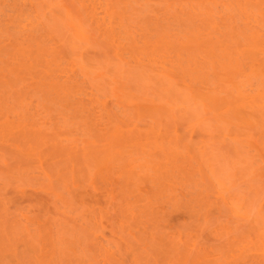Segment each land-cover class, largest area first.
I'll list each match as a JSON object with an SVG mask.
<instances>
[{
	"label": "rangeland",
	"instance_id": "1",
	"mask_svg": "<svg viewBox=\"0 0 264 264\" xmlns=\"http://www.w3.org/2000/svg\"><path fill=\"white\" fill-rule=\"evenodd\" d=\"M88 1L21 0V4L18 3L19 6H17L20 10L19 15L23 14L21 17L23 20L27 16L25 14L28 13V11L24 10L31 8L36 11H34L36 14L38 13L39 17L36 14L32 15L34 13L33 10L28 15L30 14L34 18L38 17V21L43 20L45 22V24L41 22L39 25H44L43 29L53 38L46 37V32L42 30V27L39 25L37 27V23H35L37 20L30 16H27V19H30L22 21V24L25 21L35 20H32L34 25L36 24L37 29L39 27L41 29H38L39 32L36 31L37 35L39 34V37L37 36L38 40L43 37L44 41L45 39L48 40H46L48 43L45 41L46 45H50L48 47L53 48L52 46H54L53 49L58 47L55 50L60 62H67L68 66H71L72 64L69 63L74 61L72 63L76 66L71 67V69L69 68V70L65 65L66 63L64 64L65 67L60 63L62 65L60 68H67L66 70L68 71L64 69L67 74H65L66 72L63 74V72H60L63 68L59 69L60 71L56 70L54 75L57 76L58 74L55 73L58 72L61 75L59 74L55 80L58 81L59 79L61 81L62 79H66L64 75L72 77L71 79H78V74L80 73L81 82L78 79V82L76 81L78 83L77 86L72 88L73 90L71 89L69 93L72 94L69 95V98L63 100L67 101L69 99L74 102L68 101L65 105H62L63 101L54 98L55 103L56 101H60V105L58 103L59 106L56 105L57 103L54 104V100H50L54 97V94H51L53 90L46 89L45 86L40 87L37 83L38 77L37 79L34 78L43 74L42 72L40 73L41 68L35 66L31 70H27L28 72L25 69H21L22 73L13 70L17 67L16 65L14 66L15 63H13L14 60L9 55V51L13 50L11 46L15 45L17 43L16 40L19 41L21 36L17 33L15 34V32L13 33L16 30L13 28L14 24L10 23L8 15H6L8 21L5 19V15H0V19H5V21L4 19L3 21L0 20L2 24L5 22L4 25L0 24V28L4 31L2 32L0 29V33L2 32V35H5L4 37L8 35L6 33L7 29H9L8 26H10L8 24L12 25L10 26V31L12 32L8 30L11 33L9 37L12 38L8 39L7 36V39H3L4 37L0 36V51L4 50L3 54H0V58L4 56L0 59V73L6 74L5 76L8 80L10 77V81H7L5 76L1 73L4 76L1 77L0 74V87L2 88V90L0 88V94L3 95L0 96V99L4 102L2 103L6 107L9 117H21L20 119L26 120L25 122L29 123L30 126H36L33 128L40 131L39 136L43 137L42 141H36V139L34 141L39 144L42 143L40 145L41 148L35 143L38 145L37 148H39H36V152L30 149V152L28 149H25L27 152H22L20 150L23 145L20 148L19 145V147L7 145L0 141L1 224L2 221H5L2 224L4 228L0 227V264H264V163H262V160L264 162V128H261L264 127V80H262L261 84H258L253 79L252 82L254 84L251 83V85L244 86V91L247 90L245 93L248 96L250 95L245 99L246 101L234 98L231 95L229 97L223 91L222 94L221 90L219 91L221 88L217 87L216 84L204 83L203 81H200V83L198 81H190L174 65V53L156 49L157 47H153L152 45L140 46V49H136L134 52L127 49L126 45H122L124 42H116V44L115 42H111L113 39L108 40L107 36H105L106 34H104L106 31H103L104 29L96 23L98 19L105 20L106 22L110 21L109 25L112 30H108L109 32L112 31L116 35L120 33V35L127 36L130 34L129 37H140V31H143L141 35L143 33L147 35L146 33L151 31L153 25L157 23V18H159L158 21L161 20L160 22L164 23V26L173 27L172 31L185 34L189 30V25H185V22H183L179 26L173 21L174 17L176 14L181 13L183 16V13H187L186 11L189 13L191 9H198L197 4L199 0H183V2L176 0L177 3L175 0H95L94 3V0ZM188 1L191 3V6H189L190 3L187 4ZM207 1L209 2L210 0ZM207 1L206 7L208 5ZM219 2H223V0H217L215 7L218 9L220 8ZM88 3H91V7L93 5V11L95 9V12H93L95 15L93 16H95L96 20H91L93 16L89 14L90 9L88 10V8L91 7ZM171 5L176 6L174 8ZM21 6L25 7V9ZM162 8L164 9L163 11ZM69 12H73L71 14L76 13V15L69 16ZM156 15L157 18H154ZM68 16L69 20L71 16H76L78 20L73 19L71 23L67 20L68 24L66 22ZM150 16L151 18L149 19ZM202 17L199 16L197 17L198 19L193 17L195 20H198L195 22L196 26L200 25L199 19H202ZM93 21H95V24L93 23L92 25ZM111 21L114 22L111 23ZM73 22L82 26L80 27L82 28V32L86 31L92 36L86 38L88 33L85 32L83 35L86 36H83V38L82 36H78L77 32H72L76 31L73 26H69L70 24L73 25ZM99 22L102 21L100 20ZM25 23L28 24V22ZM27 24L26 26L28 27L30 23ZM6 25H8L7 28H4ZM140 26L143 27L140 28ZM27 27H24L25 29L22 33L29 31ZM164 28L167 29L166 27ZM115 29L119 31L117 32ZM128 30L130 33H127ZM136 31L139 36H137ZM168 31L170 32V30ZM172 31L171 33H174ZM12 34L16 35L18 39L16 36H12ZM73 34L77 35L78 38L80 37V39L77 40L75 37H72L74 36ZM40 35L44 36L40 37ZM14 38L15 44L13 43ZM43 38L40 39L42 42H44ZM85 38L88 40L85 41ZM1 39L5 40L6 43L1 41ZM7 40H9V45L7 44ZM6 45L7 47H5ZM148 46L149 48L153 47V50L147 48ZM145 47L148 49L146 50L148 51L145 53L146 55L143 54ZM109 48L112 54L108 53ZM141 48H144V52H142ZM60 49L62 51L65 50L66 55L72 54L66 57L64 52L59 51ZM6 50H9L7 54H5ZM127 51L130 52V56L127 54ZM59 52L63 55L62 57L58 54ZM147 53L153 54V56L156 54L160 57L155 56L158 58L156 59L153 56L147 55ZM163 54L165 55L163 56ZM8 56L11 57L10 60ZM172 56L173 59H171ZM63 57L64 59L61 60ZM140 57H142L141 60L143 59L142 62L136 59H140ZM149 57L154 62L148 61ZM67 59L71 62H68ZM126 59L129 61L126 62ZM168 59H170L169 62ZM3 60L9 61L7 62L8 64ZM155 60H158L159 66L158 63L156 65ZM134 61L135 64L132 63ZM143 62H146L145 65ZM9 63L10 65L13 63V66H8ZM6 66L8 67L6 68ZM138 66L143 69L139 70ZM152 66H155L157 69L161 67L162 71L155 69V73ZM78 67L82 68L83 71L82 69H78ZM10 68H12L11 70L14 73L10 71ZM76 69L79 70L78 73ZM19 72L21 74H18ZM29 72L33 75L32 77ZM36 72L38 73L35 74ZM23 73L25 74L23 75ZM72 73L73 75L76 74V76H73ZM167 73L173 78L167 77ZM176 73L179 75L177 76ZM26 74H29L27 76H30V78ZM18 75L21 77L18 78ZM62 76L64 78H60ZM22 78L25 79L22 80ZM27 80L28 82L26 83L25 81ZM188 81L189 83H187ZM24 83L25 85H23ZM79 84L83 85L78 86ZM257 84L258 86H256ZM30 85H34V88L37 87L36 91L32 90L33 86L31 88ZM187 85L191 86V88ZM89 86L92 89H84L87 91H84L85 94H82L83 92H76L83 97L82 99L78 97L79 101L75 97L78 94L74 96L75 93L73 91H83V87ZM42 88H45V90H42ZM93 89H95L94 92ZM251 90H253V93ZM37 91L41 92H38V94L36 93ZM121 91L128 96L125 98ZM4 92H7L5 93L6 95H4ZM196 92L198 97L196 96ZM26 93L28 94L26 95ZM44 93L51 94V96H47ZM56 93H60L59 96L63 95L61 92ZM20 95L23 97L21 98ZM204 95L205 97L208 95V98L216 96L217 99L224 96L222 99L226 100L224 101L226 106L230 102L236 104L232 103V108L229 107V109L228 106L226 108L222 104L223 108L219 101L212 100L210 97L209 101L215 100L214 102H217V105L220 104V107L223 109L218 106L217 109L219 111L209 110L210 104L208 105V100ZM4 96H8V98L6 97L5 99ZM119 96H123L125 100L123 97L118 99L117 97ZM9 97L16 101L13 102ZM71 97L77 99L74 100ZM99 97H102L101 100H99ZM28 98L30 99L27 100ZM36 98L37 100L40 99V101L36 102L37 100H34ZM43 98L46 101H42ZM120 99L129 104H124ZM126 99L133 101L127 100L126 102ZM257 99L259 101H256ZM87 101H90L93 105H90V102L88 103ZM235 101H238V104ZM93 102L96 103L95 105H98V108H95ZM213 103L211 106L217 107ZM52 104H54L53 107L51 106ZM74 104L79 109L73 107L75 106ZM85 105L90 106L88 108L87 106L84 107ZM146 105H151L150 108H146L147 112L143 109ZM54 107L56 109H53ZM26 108L27 110H25ZM257 108V112L259 113L256 112ZM74 110L80 113H76ZM151 110L154 111L152 112ZM236 110L243 111V116L242 112L240 113ZM232 111H234L233 114L236 113L234 116L237 118V121H234V116L232 119ZM261 112L263 116L260 115ZM248 113L249 115H247ZM88 115L91 116L89 117ZM245 119L248 120L246 121ZM256 120L259 122H256ZM258 126H261V130ZM48 137L50 138L46 141L44 138ZM54 138L56 139L54 140ZM34 142L30 141V143H33V146L30 143H28V145L30 144L29 146L24 145L28 148L30 146L35 148ZM44 142L46 143L45 148L50 146L47 149L48 151L44 152L45 155L51 152L50 156L48 155L49 157L43 155V152H41V149L44 148ZM56 142L58 145L55 144ZM66 143L69 144L65 145ZM3 145L6 148L2 147ZM258 145L262 149L258 148ZM7 146L9 147L7 148ZM88 146L93 147V149H91L92 147L89 148L94 150L92 154L88 153ZM52 147H55L53 149L56 151L52 149L54 153H59V151L66 152L63 154L69 155L71 160L65 155L58 156L60 154H53V151L50 150ZM56 147H63L61 148L63 150H59ZM84 147L87 148L85 149L86 151H83ZM64 148L66 149L65 151ZM73 152L75 153L73 154ZM82 152L88 153L84 154H86V157H89L86 159ZM76 153L82 156H75ZM51 155L54 157L56 155L58 158H52ZM92 155H95V157L93 156L94 162L89 166L88 164L91 162L88 159L93 160ZM172 156L180 160L176 159L178 162L172 161L175 160ZM77 157L87 160L84 165H88V168L81 165L83 163L79 166L78 163L84 161L80 159V161L77 160L78 162H76L75 158ZM261 158L262 160H260ZM73 162H75L74 165H72ZM163 162L165 165H163ZM68 163L71 164L69 165ZM64 165L70 166L69 169L71 170L63 168L66 167ZM82 167L86 169L83 173L84 175L88 172L85 176L82 174L83 171H80L83 170ZM158 167H161L162 171L158 170ZM163 167L166 168L164 169ZM62 169L67 170L68 174L71 173L70 177ZM166 169L167 173L165 172ZM72 171H76L75 173L77 174ZM127 171H133V174L130 172L129 175ZM131 175H135L132 177L133 181H131ZM145 175H149L150 177H146ZM137 177H140V179ZM143 178L146 179L142 181ZM153 179H156V181ZM140 180L142 183L139 182ZM144 181L146 184L150 181L152 186L149 183L147 185L144 184ZM127 182L129 183L128 186L126 185ZM156 182L158 185H156ZM167 182H171V184ZM176 183L179 184L177 185ZM157 188L159 189L157 190ZM149 195L151 199L148 198ZM199 195L201 196L199 197ZM206 195L208 198L205 197ZM139 213L141 214L140 216ZM9 228H12V230ZM43 232L45 234L48 232L51 235V239L53 238L54 248H56L53 251V260L49 259L50 257L46 255L47 252L45 253L46 249L38 243L39 236Z\"/></svg>",
	"mask_w": 264,
	"mask_h": 264
},
{
	"label": "bare ground",
	"instance_id": "2",
	"mask_svg": "<svg viewBox=\"0 0 264 264\" xmlns=\"http://www.w3.org/2000/svg\"><path fill=\"white\" fill-rule=\"evenodd\" d=\"M21 0H19V2H18V0L16 1V0H0V15H5L4 17H5V19H6V15H8V18H9V21H10V23L12 24H14V29L16 30V31H13V33L15 32V34L17 33V34H19L21 37H23V38H21L20 36H18V37H20V40L18 41V40H16L17 41V43L15 44V38L13 39L14 40V44L15 45H10L12 48H13V50L11 49V51H9V50H6L5 52V54H7L8 52L7 51H9V55L12 57V59L15 61H13V63H15L14 64V66L16 65V69H13V70H17V71H20L21 69H25L26 70V72H28L27 70H31V68H34L35 66H37V67H39V68H41V71H40V73L42 72L43 74H41L40 76H36V77H34L35 79H37V77H38V79H37V83H38V85L41 87H46V89L48 88L49 90L50 89H52L53 91H51V94L53 93L54 94V97H53V99L51 98L50 100H54V104H56V105H58V103H59V105H60V101L58 102V101H56V103H55V99H58V100H61V101H63V100H65V99H67V98H69V95H71V94H69L70 92H71V89L72 88H75L76 86H77V80L79 79L80 80V73L78 74V76H79V78L77 79V78H73V79H76V80H73V79H71L72 77H68L67 75H64L65 76V78L66 79H62L61 81H59V79H58V81L57 80H55V78H57V76H59V74L61 75V73L63 72V74H64V72H66V71H68L69 70V68L71 69V67H75L74 66V63H72V62H74V61H70V60H68L67 59V61L68 62H71V63H69V64H72L71 66L69 65L68 66V63L67 62H65V63H62V62H60V60H59V57H58V55H57V53H56V50L55 49H57V48H55V49H53L54 48V46H52L53 48H51V47H48V46H50V45H46L45 44V41L47 40V39H45V41H44V38L43 37H41V36H44V35H40V37L41 38H43L42 40L44 41V42H42L40 39L38 40V37H39V34L37 35V32H39L38 31V29L39 30H41L40 29V27L37 29V27H38V25H39V23H41V22H44L42 19H39V20H42V21H38L37 20V18L39 17V15H37L35 12V10L34 9H31V8H27V9H25V7H22V8H24L25 10L24 11H28V13H30L31 14V12L30 11H32L33 10V12L34 13H32V15L33 14H36L38 17L36 18H34V17H31L30 16V14L28 15V13L27 14H25V15H27V16H30L31 18H34L35 20H37V22H35V23H37V27L34 25V22L33 21H35V20H29V21H25V22H28V24H29V29H28V27L26 26V24L27 23H25L24 22V24H22V21H24V20H28V19H30V18H28L27 19V16H26V18L23 20L21 17L23 16V14L22 15H19L20 13V10L17 8V6H19V4L18 3H20L21 4V2H20ZM88 1V0H87ZM99 1V0H98ZM176 1V0H175ZM174 1V2H175ZM178 1V0H177ZM177 1H176V3H177ZM182 2H183V0H181ZM207 1V0H206ZM206 1L205 0H199V3L197 4V7H198V9H196V10H190V12L188 13V11H186L187 13H183V16L181 15V13L180 14H176L175 15V17H174V22H176L178 25L179 24H181V23H183V22H185V25L187 24V25H189V30H188V28H187V30H188V32H186L185 34L184 33H178V31H172L173 29V27H169V26H164V23H161L160 21H158V19L159 18H157V15H156V17H154V18H157V23H155L154 25H153V27H152V29H151V31L149 32V33H146L147 35H145V33H143L142 35H141V33L143 32V31H140V37H129V35L127 36V35H120V33H118L117 35H116V33L114 34L112 31H108V30H112L111 29V27H110V21H108V22H106L105 20H102V19H100L102 22H99L100 20L98 19L97 21H96V23L98 24V26L99 27H101V28H103L104 30L103 31H106L104 34H106L105 36H107V38H108V40L109 39H115L114 41L113 40H111V42H119V43H121V42H124L122 45H126V48L127 49H129V50H136V49H140L139 47L141 46V47H144V46H147V45H152L153 47L155 46V47H157L156 49H162V50H164L165 52H172V53H174V58H175V60H173L174 61V65L176 66V68L178 69V70H180V72L182 73V74H184L185 76H187L189 79H190V81H198L199 83H200V81H203L204 83H212V84H216L217 85V87H220L221 89H219V91L221 90V93H222V91H223V93H227L228 95H229V97H230V95L231 96H233L234 98H237V99H242L243 101L247 98V97H249L248 95H247V93H245L246 91H244L245 90V88H244V86L245 85H251V83H253L252 82V80L253 79H255V82L256 83H258V84H261L262 83V80H264V0H223V2H219L220 3V5H219V9L217 8V7H215V4H216V2H217V0H210L207 4V7H206ZM216 1V2H215ZM222 1V0H221ZM85 2H86V0H85ZM88 2H91V1H88ZM95 2V0L93 1V3ZM180 2V1H179ZM178 2V3H179ZM185 3H186V1H184ZM197 2V1H196ZM82 3H84V2H82ZM171 3V2H170ZM188 3H190L189 1L187 2V4ZM195 3V2H194ZM18 4V5H17ZM85 4V3H84ZM89 4V6L91 5V3H88ZM143 4V3H142ZM179 4H181V3H179ZM218 4V3H217ZM97 5V4H96ZM166 5H169V4H166ZM86 6V5H85ZM88 6V7H89ZM95 6V5H94ZM162 7L164 6V5H161ZM174 6V5H173ZM172 5H171V7H173ZM176 6V5H175ZM175 6H174V8H175ZM183 6V5H182ZM189 6H191V3L189 4ZM192 6H193V4H192ZM31 7H33V6H31ZM91 7V6H90ZM92 7H93V5H92ZM88 8V10L90 9L91 10V12H90V10H89V14L91 15V16H93V15H95L93 12H95V9H94V11H93V8ZM165 7V6H164ZM179 7V6H178ZM20 8V7H19ZM168 8H170V7H168ZM167 8V9H168ZM29 9H31V10H29ZM87 9V8H86ZM182 9V8H181ZM184 9V8H183ZM164 9L162 8V11H163ZM175 10V9H174ZM178 10H180V8H178ZM22 11V10H21ZM165 11H167L166 9H165ZM170 11H171V9H170ZM169 11V12H170ZM173 11V10H172ZM183 11V10H182ZM185 11V10H184ZM196 11V12H195ZM159 12V11H158ZM176 12H177V10H176ZM70 13V12H69ZM71 13H73V12H71ZM69 14V16L70 15H76V13H74V14ZM166 14V13H165ZM164 14V15H165ZM24 15V16H25ZM89 15V16H90ZM110 15V14H109ZM108 15V16H109ZM150 15H151V13H150ZM155 15V14H154ZM153 15V16H154ZM167 15V14H166ZM165 15V16H166ZM171 15V14H170ZM35 16V15H34ZM69 16L66 18V22H67V20H69ZM159 16V15H158ZM165 16H163V17H165ZM202 17V19L200 18L199 19V21H200V25H198V26H196L195 25V22H197L198 20H195L193 17ZM206 16V17H205ZM110 17V16H109ZM161 17V16H160ZM167 17V16H166ZM91 18V17H90ZM94 18V19H93ZM93 18H91V20H96L95 19V16H93ZM106 18V17H105ZM151 18V16L149 17V19ZM4 19V18H3ZM3 19L1 18L0 20H2L3 21ZM5 19H4V21H5ZM73 19H77L76 18V16L74 17H70V20L68 21V22H72L73 21ZM115 19V18H114ZM153 19V18H152ZM198 19V18H197ZM7 20V19H6ZM78 20V19H77ZM107 20H108V18H107ZM109 20H110V18H109ZM154 20V19H153ZM8 21V20H7ZM76 21V20H75ZM115 21V20H114ZM114 21H111V23L112 22H114ZM150 21H152V20H150ZM1 22V21H0ZM67 22V23H68ZM174 22H173V24H174ZM4 23L5 22H3V24L2 23H0V24H2V25H4ZM66 23V24H67ZM74 23V24H73ZM72 24L73 25H69V26H73L74 28H75V30L76 31H72V32H74V33H76L78 36H86V35H83V34H85V30H83V31H85V32H82V28H80V27H82L83 25L78 21V23L80 24V25H82V26H80V25H78V24H75V22H73ZM93 23L95 24V21H93L92 22V25H93ZM168 23V22H167ZM11 24H8V25H10V26H12ZM27 24V25H28ZM43 24V23H42ZM44 24H45V22H44ZM69 24V23H68ZM96 24V25H97ZM173 24H171V25H173ZM8 25H6V27H4V28H7V26ZM108 25V26H107ZM144 25H146V24H144ZM175 25V24H174ZM185 25H184V27H185ZM10 26H8L9 27V29H7V31H6V29H5V31H6V33L8 34H6L7 36H8V39L9 38H12V37H9V35L11 36V33H9L8 32V30L10 31L11 30V28H10ZM39 26H41L42 27V30H44L43 29V26L44 25H39ZM95 26V25H94ZM97 26V27H98ZM109 27V28H107V27ZM113 26H115V25H113ZM152 26V25H151ZM150 26V27H151ZM180 26V25H179ZM183 26V25H182ZM27 27V30H29V31H27V33L25 34V33H22V31L25 29V28ZM46 27V26H45ZM99 27H98V29H99ZM116 27V26H115ZM143 27V26H142ZM141 26H140V28H142ZM164 27H166L168 30H170V32L167 30V29H165ZM175 28H176V26H174ZM12 28V29H13ZM35 28H36V30H35ZM100 28V29H101ZM138 29H139V27H137ZM181 28H183V27H181ZM186 28V27H185ZM1 30H2V28H0ZM119 29V28H118ZM128 29V28H127ZM127 29H126V31H127ZM137 29V31H139ZM147 29V28H146ZM146 29H145V31H146ZM177 29V28H176ZM176 29H174V30H176ZM96 30H97V28H96ZM102 30V29H101ZM116 30V29H115ZM122 30H123V28H122ZM125 30V29H124ZM141 30V29H140ZM143 30V29H142ZM37 31V32H36ZM45 31V30H44ZM117 31V30H116ZM119 31V30H118ZM117 31V32H118ZM136 31V32H137ZM171 31L172 32H174V33H171ZM180 31V30H179ZM2 32H4L3 30H2ZM2 32L0 33V36H2V37H4L3 35H2ZM10 32H12V31H10ZM46 32V31H45ZM101 32V33H102ZM107 32H109V33H107ZM112 32V33H111ZM121 32V31H120ZM182 32H183V30H182ZM86 33H88V32H86ZM122 33V32H121ZM127 33H130L129 32V30H128V32ZM133 33V32H132ZM131 33V34H132ZM42 34V33H41ZM124 34V33H123ZM134 34H136V33H134ZM133 34V35H134ZM137 34H138V32H137ZM136 34V35H137ZM48 35H50L49 33L47 34V32H46V37H51V35L50 36H48ZM74 35V34H73ZM77 35H74V36H72V37H75V39H80V37L78 38L77 37ZM88 36L86 37V38H88L89 36H92V35H89V33L87 34ZM6 36V37H7ZM12 36H16V35H13L12 34ZM38 36V37H37ZM100 36V35H99ZM103 36V35H102ZM101 36V37H102ZM137 36H139V34L137 35ZM6 37H4L3 39H7ZM77 37V38H76ZM83 37V38H84ZM97 37H98V35H97ZM1 38V37H0ZM16 38H17V36H16ZM51 38H53V37H51ZM51 38H50V40H51ZM63 38V37H62ZM85 38V41L86 40H88V39H86ZM99 38V37H98ZM104 38V37H103ZM106 38V37H105ZM3 39H1V41H3ZM18 39V38H17ZM21 39H23L22 41H21ZM68 39V38H67ZM67 39H65V40H67ZM92 40V39H91ZM95 40V39H94ZM10 41H12V40H10ZM48 41V40H47ZM46 41V42H47ZM52 42H53V40H51ZM59 41V40H58ZM68 41H69V39H68ZM83 41V40H82ZM4 43H6L5 42V40L3 41ZM7 44L9 45V40H7ZM3 43V44H4ZM48 43V42H47ZM50 43V42H49ZM54 43V42H53ZM58 43V42H57ZM86 43H88V42H86ZM119 43H118V45H119ZM55 44V43H54ZM109 44V43H108ZM117 44V43H116ZM2 45V44H1ZM111 45V44H110ZM115 45V44H114ZM149 46L147 47V48H149ZM5 47H7V45L5 46ZM118 47V46H117ZM153 47H150L149 49H152ZM3 49H4V47H2ZM1 48V49H2ZM65 48V47H64ZM106 48V47H105ZM108 48V47H107ZM146 47H145V49L144 48H141L142 50L144 49L145 50V52H144V50L142 51V52H144L143 54L144 55H146L145 53L146 52H148V51H146V50H148ZM113 49V48H112ZM122 49V48H121ZM64 50V49H63ZM109 51H108V53L110 52L111 54H112V51L110 50V48L108 49ZM118 50V49H117ZM153 50V49H152ZM151 50V51H152ZM60 52H64V51H62L61 49L59 50ZM124 51V50H123ZM156 51V50H155ZM154 51V52H155ZM2 52H4V50H2V51H0V54H3ZM60 52L58 53V54H60ZM67 52H69V51H67ZM73 52V51H72ZM117 52V51H116ZM120 52V51H119ZM126 52V51H125ZM135 52V51H134ZM141 52V53H142ZM153 52V51H152ZM137 53V52H136ZM150 53V52H149ZM156 53V52H155ZM72 53H70V55H71ZM75 55H76V53H74ZM121 54V53H120ZM127 54L130 56V52H128L127 51ZM140 54V53H139ZM151 54V53H150ZM150 54H148L147 53V55H150ZM64 55L66 56V57H68V56H70V55H66L65 54V52H64ZM115 56H118L117 54H114ZM113 55V56H114ZM123 55V54H122ZM124 55H125V53H124ZM160 55V54H159ZM165 54H163V56H164ZM60 56L62 57L63 55H61L60 54ZM136 57H137V55H135ZM142 57H143V55H141ZM150 56H153V54L152 55H150ZM155 56H157L156 54H155ZM155 56H153V57H155ZM167 56H169L168 54H167ZM4 56H2V58H3ZM11 57H9L8 56V59L10 60L11 59ZM74 57H76V56H74ZM124 57H126V56H124ZM132 57H133V55H132ZM142 57H140V59H138V58H136L137 59V61H143V59L141 60V58ZM157 57H160V56H157ZM2 58H0V59H2ZM6 58V57H5ZM4 58V59H5ZM113 58V57H112ZM119 58V57H118ZM130 58V57H129ZM129 58H127V59H129ZM146 58H148L147 56H146ZM156 58V57H155ZM61 59V58H60ZM64 59V57L61 59V60H63ZM124 59V58H123ZM127 59H126V62H128L127 61ZM156 59H158V58H156ZM163 59V58H162ZM161 59V60H162ZM171 59H173V56H172V58ZM6 60H7V58H6ZM6 60H3L4 62L6 61ZM77 60V59H76ZM75 60V61H76ZM134 60V59H133ZM169 60L170 59H168V62H169ZM12 61V60H11ZM120 61H122V60H120ZM131 61H132V59H131ZM136 61V60H135ZM135 61L134 62H132V63H134L135 64ZM136 61V62H137ZM148 61H152V62H154L153 61V59H150V57H149V60ZM158 61V60H157ZM156 60H155V62H156V65H157V62ZM7 62H9V61H6L5 63H7ZM77 62H79V61H77ZM2 63V62H1ZM13 63L10 65V63H9V65L8 66H13ZM65 64L66 65V67H68V70H66L67 68H63V67H61V68H63V70L62 71H60L59 69H61L60 68V66H62L61 64ZM144 63V65H145V63L146 62H143ZM142 63V64H143ZM148 63V62H147ZM163 63V62H162ZM162 63H160V65H162ZM171 63H172V61H171ZM8 64V63H7ZM85 64V63H84ZM130 64V63H129ZM149 64H151V63H149ZM153 64V63H152ZM1 65V64H0ZM65 65H64V67H65ZM78 65V64H77ZM144 65H142V67L143 68H145V66ZM154 65H155V63H154ZM155 65V66H156ZM168 65V64H167ZM3 66V65H2ZM8 66H6V68L8 67ZM85 66V65H84ZM155 66H152V67H154V72L156 73V70L155 69H157V68H155ZM158 66H159V63H158ZM157 66V67H158ZM164 67H166L165 65H163ZM172 66V65H171ZM4 67V66H3ZM3 67H1V68H3ZM141 67V66H140ZM169 67V66H168ZM5 68V67H4ZM19 68V69H18ZM88 68V67H87ZM137 68H139V66L137 67ZM142 68V69H143ZM161 68V67H160ZM157 69V70H161V69ZM163 68V67H162ZM170 68H172V67H170ZM9 69V68H8ZM12 68H10V71H12L13 72V70H11ZM64 69L66 70V71H64ZM73 69V68H72ZM78 69H82V68H80V67H78ZM141 68H139V70H142ZM36 70V69H35ZM56 70H58V71H60V72H58V73H55V74H58L57 76H55L54 75V72L56 71ZM89 70V69H88ZM145 70V69H144ZM148 70V69H147ZM170 70V69H169ZM173 70H174V68H173ZM17 71H15V73H17ZM23 71V70H22ZM72 71V70H71ZM76 71H77V73H78V71L79 70H77L76 69ZM82 71H83V69H82ZM84 71H86V70H84ZM162 71V70H161ZM6 72H8L7 70H6ZM21 72V71H20ZM18 73V74H21V73ZM34 72V71H33ZM73 72V71H72ZM170 72H171V70H170ZM173 72H177V71H173ZM2 74H3V72H1ZM0 73V74H1ZM14 73V72H13ZM30 73V72H29ZM38 72H36L35 74H37ZM180 73V75H182ZM1 74V77H4L3 75ZM8 74V73H7ZM25 73H23V75H24ZM32 74H34V73H32ZM65 74H67V72L65 73ZM85 74V73H84ZM161 74H162V72H161ZM160 74V75H161ZM166 74V73H165ZM177 74V73H176ZM15 75V74H14ZM22 75V76H23ZM27 75H29V74H26V76ZM69 75H71V74H69ZM72 75H73V73H72ZM170 75V74H169ZM168 75V73H167V77H169V78H171L172 76H169ZM172 75H174V74H172ZM179 74H177V76H178ZM7 76H9V75H7ZM19 77L18 78H20L21 76L20 75H18ZM30 76L32 77L33 75H31V73H30ZM30 76H27V77H29L30 78ZM73 76H76V74H74ZM176 76V77H177ZM83 77V76H82ZM162 77V76H161ZM175 77V76H174ZM5 78H6V76H5ZM14 78H16L15 76H14ZM18 78H17V80H18ZM60 78H64L63 76L62 77H60ZM173 78V77H172ZM181 78H182V76H181ZM4 79V78H3ZM7 79V78H6ZM5 79V80H6ZM11 79H13L12 77H11ZM25 79V78H24ZM23 78H22V80H24ZM32 79V78H31ZM175 79H177V78H175ZM84 80V79H83ZM89 80V79H88ZM87 80V81H88ZM174 80V79H173ZM7 81H10V77H9V80L7 79ZM20 81V80H19ZM31 81V80H30ZM34 81V80H33ZM36 81V80H35ZM77 81V82H76ZM90 81V80H89ZM21 82V81H20ZM20 82H18V83H20ZM26 83L28 82V80L27 81H25ZM32 82V81H31ZM80 82H81V80H80ZM83 82H85V81H83ZM182 82H183V80H182ZM9 83V82H8ZM11 83H13V81H11ZM17 83V82H16ZM23 83V82H22ZM30 83V82H29ZM28 83V84H29ZM35 84H36V82H34ZM185 83V82H184ZM187 83H189V81L187 82ZM191 83V82H190ZM5 84L7 85V83L5 82ZM4 84V85H5ZM30 84H32V83H30ZM85 84V83H84ZM181 84V83H180ZM192 84H195V83H192ZM254 84V83H253ZM252 84V85H253ZM258 84L256 85V86H258ZM264 84V83H263ZM18 85V84H17ZM22 85V84H21ZM23 85H25V83L23 84ZM37 84H36V86H38ZM81 85H83V84H81ZM80 84L78 85V86H81ZM90 85V84H89ZM28 87H29V85H27ZM32 86H33V89L32 90H34V91H36L35 89L37 88L36 86V88H34V85H30V87L32 88ZM88 86V85H87ZM186 86V85H185ZM188 86V85H187ZM198 86V85H197ZM199 86H200V84H199ZM202 86V85H201ZM213 86V85H212ZM211 86V87H212ZM260 86V85H259ZM23 87V86H22ZM94 87H95V84H94ZM189 88H191V86H188ZM195 87H196V85H195ZM202 87H205V86H202ZM248 87V86H247ZM1 88V87H0ZM10 88V87H9ZM12 88V87H11ZM27 88V87H26ZM86 88H88V89H86ZM86 88H84L83 87V89H82V87H81V89L83 90V91H80V90H75V91H73V93H75L74 94V96L76 95V94H78V96H75V97H80V99H82L83 97H81L80 95H79V93H82V94H85L84 93V91L85 90H89V88H91L90 86L89 87H86ZM213 88V87H212ZM216 88V87H215ZM264 88V87H263ZM17 89V88H16ZM24 89H25V86H24ZM41 89V88H40ZM85 89V90H84ZM92 89V88H91ZM210 89V88H209ZM1 90H2V88H1ZM13 90V89H12ZM39 90V89H38ZM42 90H45V88L43 89L42 88ZM73 90V89H72ZM94 90L95 89H93V92H94ZM120 90V89H119ZM187 90V89H186ZM189 90V89H188ZM192 90V89H191ZM264 90V89H263ZM7 91H8V89H7ZM117 91V90H116ZM115 91V92H116ZM194 91V90H193ZM203 91V90H202ZM212 91V90H211ZM214 91V90H213ZM219 91H217V92H219ZM253 90H251V92H252ZM9 92V91H8ZM11 92H13V91H11ZM17 92V91H16ZM31 92H33V91H31ZM38 92H41V91H37L36 93H38ZM56 92H61L63 95H61V96H59V94L60 93H56ZM76 92H79V93H76ZM85 92H87V91H85ZM91 92V91H90ZM92 92V94H94ZM123 91H121V93H122ZM191 92V91H190ZM189 92V93H190ZM254 92H255V90H254ZM258 92V91H257ZM1 93V92H0ZM5 93H7V92H4V95H6ZM10 93V92H9ZM22 93V92H21ZM88 93H89V91H88ZM96 93V92H95ZM207 93H208V91H207ZM210 93V92H209ZM215 93V92H214ZM222 93V94H223ZM253 93V92H252ZM12 94H14V93H12ZM22 94H24V93H22ZM28 93H26V95H27ZM30 94V93H29ZM32 94V93H31ZM39 94V93H38ZM41 94H43V93H41ZM44 94H47V93H44ZM51 94H47V96L48 95H50L51 96ZM96 94H98V93H96ZM119 94V93H118ZM192 94V93H191ZM196 94H197V92H196ZM195 94V95H196ZM257 94V93H256ZM2 94H0V96H1ZM116 96H117V94H115ZM114 95V96H115ZM123 95L125 96V98L128 96H126L125 94H124V92H123ZM193 95H194V93H193ZM200 95H201V93H200ZM219 95V94H218ZM221 95V94H220ZM3 96V95H2ZM21 96V95H20ZM29 96V95H28ZM27 96V97H28ZM46 96V97H47ZM83 96H88V95H83ZM89 96H90V93H89ZM100 96V95H99ZM197 97H198V94L196 95ZM202 96V95H201ZM207 97H205V95H204V97L208 100V99H210V97L208 98V95H206ZM6 97L8 98V96H4V98L6 99ZM18 97V96H17ZM23 96H21V98H22ZM32 97H33V95H32ZM36 97H38V95H36ZM45 97V98H46ZM94 97V96H93ZM123 97V96H122ZM122 97H117L118 99L119 98H122ZM193 97V96H192ZM203 97V96H202ZM224 97V96H223ZM223 97H219L218 99L216 98V96L214 97V98H212V100L213 99H215V100H217V102L219 101V103L221 104V106H222V104H224L223 106H226L225 105V102L224 101H226V100H223L222 98ZM228 97V98H229ZM256 97V96H255ZM263 97V96H262ZM1 98V97H0ZM10 98V97H9ZM41 98V97H40ZM45 98H43V100L42 101H46V100H44ZM55 98V99H54ZM72 98V97H71ZM70 98V99H71ZM77 98H75V99H77ZM88 99H90L89 97H87ZM86 98V99H87ZM91 98H92V95H91ZM100 99L99 100H101V98L102 97H99ZM124 98V97H123ZM125 98H124V100H125ZM194 98V97H193ZM221 98V99H220ZM254 98V97H253ZM252 98V99H253ZM259 98V97H258ZM10 99H12V98H10ZM25 99V98H24ZM30 98H28L27 100H29ZM32 100H33V98H31ZM42 99V98H41ZM72 99H74V98H72ZM71 99V100H72ZM74 99V100H75ZM98 99V98H97ZM130 99V98H129ZM136 99V98H135ZM134 99V101L135 102H137V100H135ZM226 99V98H225ZM251 99V98H250ZM13 100V102H15L14 101V99H12ZM34 100H37V98L36 99H34ZM78 100H79V98H78ZM85 100V99H84ZM122 102H124V104H129V103H125V101H123V99H120ZM127 100L128 99H126V102H127ZM211 100V101H212ZM214 100V101H215ZM228 100V99H227ZM253 100H255V99H253ZM263 100V99H262ZM38 101H40V99H38L36 102H38ZM48 101V100H47ZM74 102V101H70L69 99L67 100V101H63V102H65V103H63L62 102V105H65L66 104V102ZM80 101V100H79ZM91 101V100H90ZM90 101H87L88 103L90 102ZM93 101H95V100H93ZM102 101H104V100H102ZM128 101H130V100H128ZM131 101H133V100H131ZM130 101V102H131ZM168 101V100H167ZM207 101V103H208V105H209V110H211V109H213V110H218L217 108H218V106L220 107V104L219 105H217V102L215 103L214 101ZM220 101H222V102H220ZM239 101V100H238ZM238 101H235V102H237V104H238ZM246 101V100H245ZM256 101H259L258 99L256 100ZM3 101H2V99H0V141L3 143V144H7V145H15V146H20V148H21V146L23 145V147H22V149L20 150V151H22V152H27V150H25V149H28V151L30 152V150H33V151H35L36 152V150L37 149H39V148H41V146L40 145H42V143L41 144H39V143H37V142H34L35 141V139H36V141H42V139H43V137H40L39 136V134H40V131H38V130H35L33 127H36V126H30V124L29 123H26L25 121H23V120H21L19 117H9L8 116V114H7V110H6V107H4L3 106V103H2ZM6 102H9V101H6ZM11 102V101H10ZM22 102H25V101H22ZM29 102V101H28ZM27 102V103H28ZM78 102V101H77ZM84 102V101H83ZM86 102V101H85ZM98 102H100V101H98ZM196 102V101H195ZM214 102V103H213ZM224 102V103H223ZM251 102V101H250ZM249 102V103H250ZM26 103V102H25ZM31 103V102H30ZM40 103V102H39ZM43 103H45V102H43ZM48 103V102H47ZM50 103V102H49ZM52 103V102H51ZM94 103V102H93ZM103 103V102H102ZM168 103H169V101H168ZM193 103H194V101H193ZM204 103V102H203ZM215 104L217 107H215L214 108V105H212L211 106V104ZM228 103V102H227ZM226 103V104H227ZM232 103L233 104H236V103H234V102H230V103H228V109H229V107H231V105H232ZM249 103H247V104H249ZM258 103V102H257ZM257 103H255V105H257ZM263 103H264V101H263ZM10 104V103H9ZM21 104V103H20ZM54 104H52L51 106L53 107V105ZM82 104V103H81ZM96 103H94V105H95ZM202 104V103H201ZM205 104V103H204ZM230 104V105H229ZM251 104V103H250ZM252 104H254V103H252ZM259 104H260V102H259ZM6 105V104H5ZM30 105V104H29ZM58 105V106H59ZM75 106H73V107H76V104H74ZM90 105H93V104H91V102H90ZM89 105V106H90ZM149 105V104H148ZM155 105V104H154ZM244 105V104H243ZM261 105V104H260ZM259 105V106H260ZM14 106V105H13ZM17 106V105H16ZM71 106V105H70ZM70 106H69V108H70ZM79 106H82V105H79ZM87 105H85L84 107H86ZM89 106H87L88 108H89ZM222 106V107H223ZM227 106H226V108H227ZM251 106V105H250ZM250 106H248V107H250ZM23 107V106H22ZM25 107V106H24ZM27 107H28V104H27ZM64 107V106H63ZM92 107H94V106H92ZM98 108V105H95V108ZM150 108L151 107V105L150 106H145V107H143V109L144 110H146V112L148 111L146 108ZM163 107H165V106H163ZM222 107H220V108H222ZM244 107V106H243ZM246 107V106H245ZM253 107V106H252ZM257 107V106H256ZM261 107V106H260ZM14 108H15V106H14ZM19 108H21L20 106H19ZM61 108V107H60ZM76 108H78V106L76 107ZM101 108V107H100ZM157 108V107H156ZM160 108H162V107H160ZM224 108V107H223ZM222 108V109H223ZM232 108V107H231ZM239 108V107H238ZM8 109V108H7ZM50 109H51V107H50ZM53 109H56V107H54ZM79 109V108H78ZM81 109H84V108H81ZM91 109V108H90ZM163 109V108H162ZM165 109V108H164ZM221 109V110H222ZM241 109V108H240ZM262 109V108H261ZM19 110V109H18ZM23 110H24V108H23ZM25 110H27V108L25 109ZM31 110V109H30ZM70 110V109H69ZM68 110V111H69ZM233 110H234V108H233ZM250 110V109H249ZM17 111V110H16ZM61 111H63V110H61ZM75 111V110H74ZM93 111H94V109H93ZM92 111V112H93ZM104 111V110H103ZM152 111V110H151ZM154 111V110H153ZM152 111V112H153ZM219 111V110H218ZM229 112H230V110H228ZM236 111H239V110H236ZM248 111V110H247ZM258 111V108H257V110H256V112ZM262 111V110H261ZM18 112V111H17ZM25 112H27V111H25ZM24 112V113H25ZM70 112H71V110H70ZM76 113H80V112H77V111H75ZM74 112V113H75ZM149 112H150V109H149ZM212 112V111H211ZM214 112H216V111H214ZM213 112V113H214ZM233 112L234 111H232V115H231V117H232V119H233V116L236 114V113H234L233 114ZM240 113L242 112V116H243V111H239ZM238 112V114H240ZM250 112V111H249ZM254 113H256L255 111H253ZM20 113H22V111H20ZM28 113H30V112H28ZM83 113H85V112H83ZM82 113V114H83ZM91 113V112H90ZM228 113V112H227ZM257 113H259V112H257ZM19 114V113H18ZM87 114V113H86ZM13 115V114H12ZM23 115V114H22ZM31 115H32V113H31ZM38 115V114H37ZM78 115V114H77ZM247 115H249V113L247 114ZM257 115V114H256ZM260 115H262L263 116V114H262V112H261V114ZM19 116H21V115H19ZM27 116V115H26ZM29 116H30V114H29ZM89 117L91 116V115H88ZM227 116V115H226ZM225 116V117H226ZM79 117V116H78ZM249 117V116H248ZM251 117V116H250ZM23 118V117H22ZM26 118V117H25ZM24 118V119H25ZM29 118V117H28ZM32 118V117H31ZM234 118H235V120L234 121H237V118L234 116ZM239 118V117H238ZM251 118H253V117H251ZM250 118V119H251ZM258 118V117H257ZM262 118V117H261ZM35 119V118H34ZM80 119V118H79ZM88 119H90V118H88ZM227 119V118H226ZM259 119V118H258ZM230 120V119H229ZM239 120H240V118H239ZM246 121L248 120V119H245ZM244 120V121H245ZM263 120H264V118H263ZM226 121V120H225ZM233 121V120H232ZM251 121H252V119H251ZM258 120H256V122H257ZM262 121V120H261ZM32 122H33V120H32ZM31 122V123H32ZM239 122V121H238ZM243 122V121H242ZM259 122V121H258ZM263 122V121H262ZM261 122V123H262ZM35 123V122H34ZM89 123V122H88ZM91 123H93V122H91ZM245 123V122H244ZM248 123V122H247ZM255 123V122H254ZM241 124V123H240ZM258 124V123H257ZM29 125V126H28ZM247 125V124H246ZM262 125V124H261ZM93 126V125H92ZM257 126V125H256ZM259 127V126H258ZM257 127V128H258ZM261 127V126H260ZM260 127H259V129H260ZM38 128V127H37ZM254 128H255V126H254ZM253 128V129H254ZM261 128H264V127H261ZM39 129V128H38ZM248 129H250V128H248ZM255 130V129H254ZM261 130V129H260ZM264 130V129H263ZM42 131V130H41ZM55 132H57V131H55ZM59 132V131H58ZM118 132V131H117ZM119 132H120V130H119ZM118 132V133H119ZM260 132V131H259ZM262 132V131H261ZM46 133V132H45ZM92 133V132H91ZM95 133V132H94ZM254 134V133H253ZM84 135V134H83ZM43 136H45V135H43ZM49 136V135H48ZM52 136V135H51ZM50 136V137H51ZM61 136V135H60ZM34 137V138H33ZM47 137V136H46ZM50 137H48V138H44L46 141L50 138ZM252 137H253V135H252ZM33 138V139H32ZM65 138V137H64ZM90 138H91V136H90ZM56 138H54V140H55ZM44 140V141H45ZM253 140V139H252ZM30 141L31 142H34V146H35V148L34 147H32L33 146V143H30ZM51 141V140H50ZM57 141V140H56ZM52 142H54V141H52ZM62 142V141H61ZM263 142V141H262ZM28 143H30L32 146H30V148H28V147H25V145L27 146L28 145ZM35 143H37L38 145H39V148H37L38 147V145H36ZM45 143V142H44ZM51 143V142H50ZM261 143V142H260ZM21 144V145H20ZM25 144V145H24ZM29 144V145H30ZM55 144H57L58 145V143L56 142ZM67 144H69V143H66L65 145H67ZM28 145V146H29ZM45 145H46V143L43 145L44 146V148H42V149H45V150H42L41 149V152H43V155H45V153L44 152H46V151H48L47 149H49V147H47V148H45ZM51 145H54V144H51ZM91 145V144H90ZM257 145V144H256ZM0 146H1V144H0ZM18 146V147H19ZM253 146H254V144H253ZM2 147H5L6 148V146H2ZM9 146H7V148H8ZM64 147V146H63ZM63 147H56V148H59V150L61 149V148H63ZM90 147H92V146H90ZM89 146H88V149L87 148H85L84 147V149H83V151L85 150V149H87V150H89V152L88 153H91L92 154V151H94V150H91V149H93V147L91 148V149H89L90 148ZM37 148V149H36ZM53 148H55V147H52L50 150H52ZM65 148H67V147H65ZM64 148V151L66 150ZM258 148H261V146L259 147V145H258ZM30 149V150H29ZM70 149V148H69ZM254 149H255V147H254ZM262 149V148H261ZM54 151H56L55 149H53ZM52 150V151H53ZM59 150H57V151H59ZM61 150H63V149H61ZM78 150H80V149H78ZM54 151L52 152L53 154H56V155H58V154H60V155H58V156H64L65 154H63V153H66V152H60L59 151V153H54ZM86 151V150H85ZM257 151H259V149H257ZM79 152H81V151H79ZM255 152H256V150H255ZM264 152V151H263ZM40 153V152H39ZM51 153V152H50ZM50 153H48V155L50 154ZM75 152H73V154H74ZM84 153H86V152H82V154L83 155H85V157H86V154H88V153H86V154H84ZM94 153V152H93ZM262 153V152H261ZM42 154V153H41ZM78 153H76V155L75 156H82V155H77ZM35 155V154H34ZM48 155H45V156H48ZM55 155V157L53 156V155H51V157L52 158H58L57 156ZM70 155H72V153H70ZM264 155V154H263ZM262 155V156H263ZM31 156V155H30ZM33 156V155H32ZM38 156V155H37ZM36 156V157H37ZM39 156H42V155H39ZM44 156V157H45ZM50 156V155H49ZM48 156V157H49ZM65 156H67V155H65ZM91 156V155H90ZM95 157V155H92V158H93V160H90V159H88L91 163H89L88 165L89 166H91L92 165V162H94V157ZM67 157H69V159L71 160V157L68 155ZM73 158H74V156H72ZM84 157V158H85ZM89 157V156H88ZM88 157H86V159L88 158ZM259 157V156H258ZM40 158H42V157H40ZM59 158H61V157H59ZM78 158V157H77ZM75 158L76 159V162H78V161H80V159L81 160H83L82 158ZM171 158V157H170ZM172 158H173V156H172ZM69 159H66V160H69ZM96 159V158H95ZM173 159H175V160H172V161H176V159H178V158H175V156H174V158ZM185 159V158H184ZM78 160V161H77ZM106 160V159H105ZM166 160V159H165ZM170 160V159H169ZM178 160H180V159H178ZM178 160L176 161V162H178ZM182 160V159H181ZM260 160H262V158L260 159ZM84 162H80V163H78L79 164V166H80V164L81 163H83V164H81V165H83V166H85L84 165V163H85V161H87V160H83ZM103 161H104V159H103ZM160 161V160H159ZM185 161V160H184ZM183 161V162H184ZM167 162V161H166ZM88 163V162H87ZM105 163V162H104ZM103 163V164H104ZM168 163V162H167ZM262 163H264L263 162V160H262ZM66 165H67V163H65ZM69 164V163H68ZM71 164V163H70ZM69 164V165H70ZM75 164V162H73V164L72 165H74ZM86 164V163H85ZM159 164V163H158ZM173 164V163H172ZM177 164V163H176ZM181 164V163H180ZM66 165H64V166H66ZM77 165V164H76ZM88 165H86L85 167L86 168H88ZM106 165V164H105ZM163 165H165V163L163 162ZM179 165V164H178ZM182 165H184V164H182ZM263 165V164H262ZM157 166V165H156ZM162 166V165H161ZM176 166V165H175ZM69 167L70 166H66V167H63V168H67V170H71V169H69ZM75 167V166H74ZM73 167V168H74ZM183 167V166H182ZM181 167V168H182ZM51 168H53V167H51ZM78 168V167H77ZM81 168V167H80ZM83 168V167H82ZM159 168V167H158ZM164 168V167H163ZM166 168V167H165ZM164 168V169H165ZM184 168V167H183ZM169 169V168H168ZM173 169V168H172ZM62 170H65V169H62ZM67 170H65V172H66V174H67V176H69L70 177V174L71 173H69L68 174V172H67ZM86 169H84L83 168V170H80V171H83L82 172V174L84 173V171H85ZM158 170H161V167L158 169ZM176 170V169H175ZM80 171H78V172H80ZM162 171V170H161ZM171 171V170H170ZM185 171V170H184ZM73 173H75L74 171H72ZM127 172H129V171H127ZM131 172V171H130ZM130 172L128 173L129 175H130ZM153 172V171H152ZM166 173H167V169H166V171H165ZM87 173L88 172H86L85 173V175H87ZM132 174H133V171L131 172ZM156 173V172H155ZM179 173V172H178ZM75 174H77V173H75ZM149 174V173H148ZM157 174V173H156ZM163 174V173H162ZM165 174V173H164ZM169 174H170V172H169ZM176 174V173H175ZM79 175H81V174H79ZM84 174H83V176H85ZM171 175V174H170ZM173 175H174V173H173ZM128 176V175H127ZM133 176H135V175H133ZM132 175H131V181H133L134 179L132 178L133 177ZM146 176V175H145ZM176 176V175H175ZM178 176V175H177ZM182 176V175H181ZM78 177V176H77ZM81 177V176H80ZM129 177V176H128ZM146 177H150L149 175L148 176H146ZM172 177V176H171ZM179 177H180V175H179ZM184 177V176H183ZM134 178H136V177H134ZM138 178V177H137ZM152 178V177H151ZM161 178H162V176H161ZM170 178V177H169ZM174 178V177H173ZM125 179V178H124ZM128 179V178H127ZM129 179H130V177H129ZM138 179H140V177L138 178ZM144 179H146V178H143L142 179V181L144 180ZM157 179V178H156ZM156 179H153V180H155L156 181ZM162 179H164V178H162ZM168 179V178H167ZM175 179V178H174ZM173 179V180H174ZM137 180V179H136ZM153 180H152V182H153ZM158 180H159V178H158ZM186 180H188V179H186ZM145 181H147V180H145ZM145 181H144V184H146L145 183ZM180 181V180H179ZM139 182H141V180L139 181ZM159 182V181H158ZM123 183V182H122ZM125 183V182H124ZM138 183V182H137ZM142 183V182H141ZM149 183V185L150 186H152L151 184H150V181L148 182ZM147 183V184H148ZM162 183V182H161ZM168 183V182H167ZM170 184H171V182H169ZM168 183V184H169ZM128 182H127V186H128ZM146 184V185H147ZM154 184V183H153ZM174 184V183H173ZM177 184V183H176ZM179 184V183H178ZM177 184V185H178ZM131 185H133V184H131ZM155 185V184H154ZM153 185V186H154ZM156 185H158L157 184V182H156ZM155 185V186H156ZM161 185V184H160ZM182 185V184H181ZM126 187V186H125ZM168 187V186H167ZM181 187V186H180ZM165 188V187H164ZM153 189H154V187H153ZM159 188H157V190H158ZM170 189H171V187H170ZM152 190V189H151ZM155 190V189H154ZM156 190V191H157ZM153 191V190H152ZM209 191V190H208ZM207 191V192H208ZM154 192V191H153ZM167 192V191H166ZM196 192V191H195ZM157 193V192H156ZM164 193V192H163ZM155 194V193H154ZM165 194V193H164ZM200 194V193H199ZM209 194V193H208ZM143 195V194H142ZM145 195V194H144ZM152 195V194H151ZM159 195H162V194H159ZM190 195V194H189ZM195 195V194H194ZM201 195H203L202 193H201ZM201 195H199V197L201 196ZM153 196H156V195H153ZM191 196L193 197V195L191 194ZM196 196V195H195ZM161 197V196H160ZM196 197H198V196H196ZM206 198H208L207 197V195L205 196ZM148 198H150V195L148 196ZM202 198V197H201ZM151 199V198H150ZM149 199V200H150ZM154 199H155V197H154ZM205 199V198H204ZM193 200V199H192ZM197 200H199V199H197ZM202 200V199H201ZM200 201V200H199ZM146 205V204H145ZM147 207V206H146ZM205 207V206H204ZM146 211H147V209H145ZM140 212V211H139ZM143 214V213H142ZM141 214L139 213V216H140ZM143 216H144V214H143ZM3 222H5V221H2V224H3ZM0 224H1V221H0ZM2 224H1V228H4V227H2ZM8 225V224H7ZM10 227H11V225H9ZM6 227V226H5ZM0 228V229H1ZM15 228V227H14ZM10 230H12V228H9ZM8 229V230H9ZM50 229V228H49ZM49 231V230H48ZM262 234V233H261ZM260 235V234H259ZM51 235H49V233L47 232L46 234L43 232L42 234H40V236H39V241H38V243L41 245V247H43L44 249H46V251H45V253L47 252V256L48 257H50L49 259L50 260H53V251H54V249H56V248H54V243H53V238L51 239V237H50ZM262 238V237H261ZM75 241V240H74ZM260 241V240H259ZM263 243V242H262ZM59 253V252H58ZM68 256V255H67ZM51 262V261H50Z\"/></svg>",
	"mask_w": 264,
	"mask_h": 264
}]
</instances>
